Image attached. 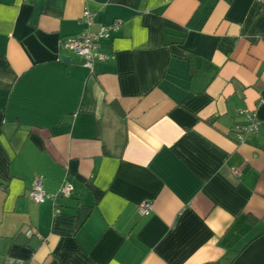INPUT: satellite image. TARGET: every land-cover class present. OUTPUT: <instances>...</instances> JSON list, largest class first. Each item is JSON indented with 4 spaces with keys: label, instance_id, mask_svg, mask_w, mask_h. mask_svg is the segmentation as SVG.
I'll return each mask as SVG.
<instances>
[{
    "label": "crops",
    "instance_id": "obj_1",
    "mask_svg": "<svg viewBox=\"0 0 264 264\" xmlns=\"http://www.w3.org/2000/svg\"><path fill=\"white\" fill-rule=\"evenodd\" d=\"M86 9L123 22L93 71L61 48ZM234 257L264 264V0H0V264Z\"/></svg>",
    "mask_w": 264,
    "mask_h": 264
},
{
    "label": "built area",
    "instance_id": "obj_2",
    "mask_svg": "<svg viewBox=\"0 0 264 264\" xmlns=\"http://www.w3.org/2000/svg\"><path fill=\"white\" fill-rule=\"evenodd\" d=\"M262 1V0H258ZM97 13L86 9L82 16V23L86 26V29L77 35L66 37L61 44V48L82 58L83 66L93 71L98 62H106L110 59V54L104 50V42L110 40L113 35L118 32L123 22L116 20L113 23L103 26L97 32L91 31V27L95 23ZM239 115L242 116L245 121L237 124L234 128V136L240 143H244L248 138L256 136L260 133L261 122L258 120L256 114L248 109L241 110ZM232 175L236 179H240L241 173L233 169ZM73 192L72 186L64 184L59 194H48L43 186V180L41 177L36 178L34 186L29 194V199L37 204L44 203L48 200L54 204V214H58V200L61 197H68ZM153 211L152 204L149 202H142L138 205V213L142 217L149 216ZM29 232L28 235H31ZM5 264H26L20 260L9 259Z\"/></svg>",
    "mask_w": 264,
    "mask_h": 264
},
{
    "label": "trees",
    "instance_id": "obj_3",
    "mask_svg": "<svg viewBox=\"0 0 264 264\" xmlns=\"http://www.w3.org/2000/svg\"><path fill=\"white\" fill-rule=\"evenodd\" d=\"M236 257H234L232 260H230L227 264H232L234 262Z\"/></svg>",
    "mask_w": 264,
    "mask_h": 264
}]
</instances>
